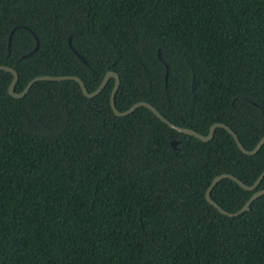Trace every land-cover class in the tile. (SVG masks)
<instances>
[{
  "label": "trees",
  "instance_id": "trees-1",
  "mask_svg": "<svg viewBox=\"0 0 264 264\" xmlns=\"http://www.w3.org/2000/svg\"><path fill=\"white\" fill-rule=\"evenodd\" d=\"M0 64L17 92L45 74L93 91L113 70L120 111L147 101L204 135L221 122L246 149L264 135V0H0ZM11 79L0 70V264H264V194L236 216L205 199L221 173L252 184L264 143L244 154L221 127L201 141L143 106L115 116L113 78L91 98L74 80L14 98ZM254 190L222 178L210 197L235 212Z\"/></svg>",
  "mask_w": 264,
  "mask_h": 264
},
{
  "label": "water",
  "instance_id": "water-1",
  "mask_svg": "<svg viewBox=\"0 0 264 264\" xmlns=\"http://www.w3.org/2000/svg\"><path fill=\"white\" fill-rule=\"evenodd\" d=\"M20 26H22V25L13 26L11 28V30L9 31L8 39H7L8 45H9V42H10V39H11V35H12L14 29L17 28V27H20ZM22 27L27 28L26 26H22ZM30 32L34 36L35 45H34V47L31 50H29L27 53H25L23 55V57L32 54L37 49V47H38V38H37V36L34 34L33 31L30 30ZM70 37H71V35H69L68 38H67V45H68L69 49L77 57H79L82 61L85 62V60L83 59V57L74 49L73 45L71 44V38ZM157 56H158V59L165 66L164 79L166 81V77H167V74H168V67H167V64L163 61V59H162V57L160 55V50L159 49H157ZM0 70H4V71L10 72L12 74V79H11L9 85H8L7 92H8L9 95H11L14 98H21V97H23L27 93V91L30 88V86L35 81H39V80H56V81H59V80H74V81H76L79 84L80 89L82 91V94L84 96L88 97V98H91V97H94L95 95H97L98 93H100L101 90L106 85L107 81L110 78H113L114 79V82H113V86H112V89H111L110 95H109V103H110V107L112 109V112H113V114L115 116H124V115H127V114L131 113L132 111H134L137 107L143 106V107H146L147 109H149L156 117H158L168 127L174 129L175 131H177L179 133H184V134H187V135L196 137V138H198L201 141H208V140H210L213 137V135H214L215 129L217 127H221V128H224L233 137V139H234L237 147L244 154H248V155L255 154L257 152V150L261 147V145L264 143V135H263L258 140V142L255 144V146L252 149H246V148L243 147V145L239 141L237 134L229 126H227L226 124L221 123V122L212 123L210 125L209 129H208L207 134H205V135L204 134H201V133H199L197 131H195L194 129L175 125L172 122H170L167 118H165L159 112V110H157L151 103H149L147 101H137V102L133 103L127 109L120 111L115 106V93H116V91L118 89V86H119L120 77H119V74L117 72L113 71V70H107L105 72L104 76L101 79V82L96 87V89H94L93 91H88L87 88H86V86H85V84H84V82H83V80L79 76H77V75H48V74H45V75H38V76H35L32 79H30L27 82V84L25 85V87L23 88V90L20 91V92L15 91V85H16V81H17V78H18L17 71L13 67H10V66H7V65H2V64H0ZM177 142L178 141L176 139H171L170 140L171 147L175 148ZM263 177H264V169L261 171V173L258 175V177L254 180V182L252 184H249L248 185V184L243 183L241 180H239L237 177L233 176L230 173H221V174L216 175V176H214L212 178L211 182L209 183L208 187L206 188V191H205V199H206V201L209 204L213 205L221 214H224V215H227V216H236L239 213H241V212L245 211L246 209H248V206L250 205V203L253 200H255L258 196L264 194V188L254 190L257 187V185L259 184V182L261 181V179ZM222 178H230L231 180H233L234 182H236L241 188H243L245 190H249V191L254 190L253 193L250 195V197L247 199V201L242 205V207L239 210L235 211V212L226 211L221 206H219L215 201H213L211 199V197H210V191H211V189L217 183V181H219Z\"/></svg>",
  "mask_w": 264,
  "mask_h": 264
}]
</instances>
